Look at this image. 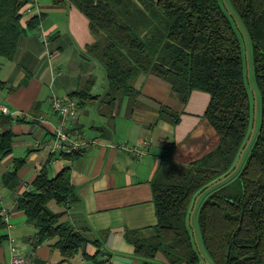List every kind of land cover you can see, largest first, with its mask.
<instances>
[{
  "label": "trees",
  "instance_id": "16d2710c",
  "mask_svg": "<svg viewBox=\"0 0 264 264\" xmlns=\"http://www.w3.org/2000/svg\"><path fill=\"white\" fill-rule=\"evenodd\" d=\"M29 1L0 0L2 58L12 60L23 37L38 31L41 16L22 21ZM50 2L73 5L88 20L93 37L88 53L104 73L103 103L135 95L132 83L141 73L166 82L181 102L193 90L210 97L204 118L218 144L188 165L161 161L150 183L156 225L125 234L134 255L153 259L161 254L168 264H264V0ZM83 91L71 96L87 95V88ZM252 91L259 113L257 108L253 137L235 169L252 127ZM11 124L10 116L1 117L0 162L12 152ZM167 146L166 155L172 149ZM32 151L14 159L3 176L8 187L18 182L17 171ZM76 198L69 169L51 178L44 165L16 200L36 231L35 244L53 240L64 259L90 242L83 229L62 221ZM52 202L60 212L50 210ZM4 228L0 216V244L7 240Z\"/></svg>",
  "mask_w": 264,
  "mask_h": 264
},
{
  "label": "crops",
  "instance_id": "0c3cea01",
  "mask_svg": "<svg viewBox=\"0 0 264 264\" xmlns=\"http://www.w3.org/2000/svg\"><path fill=\"white\" fill-rule=\"evenodd\" d=\"M35 2L41 16L38 31L23 37L12 60L0 57V81L4 83L0 106L11 113L0 115V132L4 130L1 117L10 116L14 135L11 154L0 162V209L7 210L10 222L2 231L7 240L0 244V264H9L13 255L9 241L19 254L32 252L31 264H168L161 254L153 259L136 257L125 234L147 232L156 225L150 183L162 160L188 165L217 146L219 138L204 118L209 94L193 90L181 102L166 82L141 73L132 83L135 95L103 103L104 73L88 53L93 37L86 17L73 5ZM21 15L25 22L36 14L21 11ZM41 34L47 37L46 47ZM86 88L87 95L71 96ZM51 92L78 103L77 115L68 123L70 134L98 144L72 158L57 154L48 165L47 145L58 120L50 108ZM143 143L148 145L141 158L108 147ZM167 145H172L168 155ZM27 149L33 151L17 171L18 182L8 187L3 176ZM44 165L51 178L69 169L77 198L62 221L86 229L90 241L83 253L71 259L61 256L53 240L36 245L31 239L36 232L33 225L16 206L17 198L31 188ZM50 209L61 211L55 204ZM96 252L99 255L93 257Z\"/></svg>",
  "mask_w": 264,
  "mask_h": 264
},
{
  "label": "built area",
  "instance_id": "2783aa9c",
  "mask_svg": "<svg viewBox=\"0 0 264 264\" xmlns=\"http://www.w3.org/2000/svg\"><path fill=\"white\" fill-rule=\"evenodd\" d=\"M22 12L25 14H38L35 0H30L23 8ZM40 40L47 46L46 35L41 34ZM50 108L57 115V124L52 132L51 140L47 145L48 165L55 161L57 154L65 157H72L79 154L81 151L91 146L98 144L97 140H87L79 136L70 134L68 130V123L74 119L78 112V103L74 100H64L57 97L53 92L50 93ZM10 111L5 106H0V115H10ZM147 143L143 145H128V144H109L108 147L120 150L129 151L137 158H141L146 154ZM0 216L5 228L10 227L9 214L6 209H0ZM10 251L12 257L9 264H31L32 252L29 254L17 253V247L12 241H9Z\"/></svg>",
  "mask_w": 264,
  "mask_h": 264
},
{
  "label": "water",
  "instance_id": "95a60500",
  "mask_svg": "<svg viewBox=\"0 0 264 264\" xmlns=\"http://www.w3.org/2000/svg\"><path fill=\"white\" fill-rule=\"evenodd\" d=\"M238 27V26H237ZM245 61H246V67L248 68V55L247 53H245ZM246 78H247V82L249 83V74L247 72L246 74ZM252 97H253V115H252V127H251V131H250V135H249V138L245 144V147L244 149L241 151L240 155H239V160L237 161L236 165H235V169L237 168L239 162H240V159L242 158V155H243V152L247 149L252 137H253V134H254V131H255V125H256V119H257V100H256V95H255V92L252 91ZM196 201H197V198H196ZM196 201L194 203V206L196 204ZM193 212H194V207L192 209V211L190 212V216H189V225L192 226V223H191V220H192V215H193ZM193 238L195 240V234L193 232ZM119 260H122L123 262H125L124 259H119ZM128 262V261H127ZM205 264H208L207 262H205Z\"/></svg>",
  "mask_w": 264,
  "mask_h": 264
},
{
  "label": "rangeland",
  "instance_id": "374dc122",
  "mask_svg": "<svg viewBox=\"0 0 264 264\" xmlns=\"http://www.w3.org/2000/svg\"><path fill=\"white\" fill-rule=\"evenodd\" d=\"M257 108H258V113H259V105L257 106ZM258 115H259V114H258ZM51 205H52V206H51ZM53 205H54V204H50V205H49V208H51V207L53 208ZM50 210H51V209H50ZM82 229L84 230L83 232L85 233V236H86V229H84V228H82Z\"/></svg>",
  "mask_w": 264,
  "mask_h": 264
}]
</instances>
